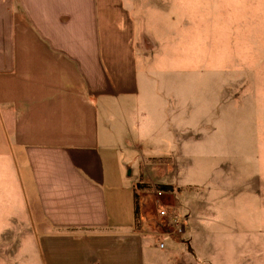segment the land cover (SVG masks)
Returning a JSON list of instances; mask_svg holds the SVG:
<instances>
[{
	"label": "crops",
	"instance_id": "obj_1",
	"mask_svg": "<svg viewBox=\"0 0 264 264\" xmlns=\"http://www.w3.org/2000/svg\"><path fill=\"white\" fill-rule=\"evenodd\" d=\"M134 32L124 0H0V202L18 178L46 264L191 261L136 212L139 147L116 106L138 96Z\"/></svg>",
	"mask_w": 264,
	"mask_h": 264
},
{
	"label": "rangeland",
	"instance_id": "obj_2",
	"mask_svg": "<svg viewBox=\"0 0 264 264\" xmlns=\"http://www.w3.org/2000/svg\"><path fill=\"white\" fill-rule=\"evenodd\" d=\"M124 3L139 88L116 106L132 111L138 205L168 229L164 192L184 226L166 235L191 255L184 264H264V0ZM15 190L0 202V264H46L45 229L18 178Z\"/></svg>",
	"mask_w": 264,
	"mask_h": 264
},
{
	"label": "built area",
	"instance_id": "obj_3",
	"mask_svg": "<svg viewBox=\"0 0 264 264\" xmlns=\"http://www.w3.org/2000/svg\"><path fill=\"white\" fill-rule=\"evenodd\" d=\"M158 196V205H157V214L161 218L162 223L167 225L168 229L167 233H183L184 232V226L183 224H180V219L178 215L169 207V205H165L162 201L161 198L164 194L162 190H158L156 192ZM160 246L164 248L166 245L164 242L160 243Z\"/></svg>",
	"mask_w": 264,
	"mask_h": 264
},
{
	"label": "trees",
	"instance_id": "obj_4",
	"mask_svg": "<svg viewBox=\"0 0 264 264\" xmlns=\"http://www.w3.org/2000/svg\"><path fill=\"white\" fill-rule=\"evenodd\" d=\"M164 188H170L169 186H164ZM137 198V196H136ZM139 210V205H138V201H136V212H138Z\"/></svg>",
	"mask_w": 264,
	"mask_h": 264
}]
</instances>
